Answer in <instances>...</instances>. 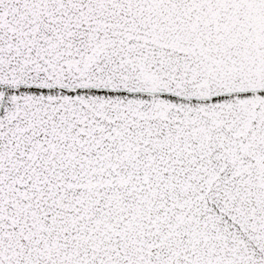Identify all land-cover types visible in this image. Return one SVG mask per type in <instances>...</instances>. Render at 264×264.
<instances>
[{
    "label": "snow or ice",
    "instance_id": "obj_1",
    "mask_svg": "<svg viewBox=\"0 0 264 264\" xmlns=\"http://www.w3.org/2000/svg\"><path fill=\"white\" fill-rule=\"evenodd\" d=\"M0 264H264V0H0Z\"/></svg>",
    "mask_w": 264,
    "mask_h": 264
}]
</instances>
